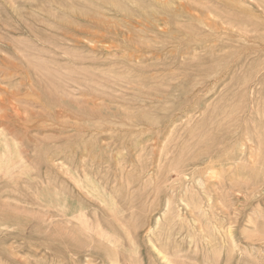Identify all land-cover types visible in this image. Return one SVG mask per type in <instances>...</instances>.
I'll list each match as a JSON object with an SVG mask.
<instances>
[{"label":"rangeland","instance_id":"374dc122","mask_svg":"<svg viewBox=\"0 0 264 264\" xmlns=\"http://www.w3.org/2000/svg\"><path fill=\"white\" fill-rule=\"evenodd\" d=\"M0 264H264V0H0Z\"/></svg>","mask_w":264,"mask_h":264},{"label":"bare ground","instance_id":"6f19581e","mask_svg":"<svg viewBox=\"0 0 264 264\" xmlns=\"http://www.w3.org/2000/svg\"><path fill=\"white\" fill-rule=\"evenodd\" d=\"M139 116H140V115H139ZM143 119H144V118H143ZM144 120H145V119H144ZM137 128H138V127H137ZM145 132H146V131H145ZM140 133H142L141 130H140ZM208 139H209V138H208ZM206 140H207V139H206ZM206 140H205V141H206ZM262 141H263V140H262ZM207 144H208V143H207ZM260 147H261V146H260ZM226 152H227V151H226ZM241 154H242V153H241ZM11 157H12V156H11ZM174 160H175V159H174ZM187 160H188V159H187ZM187 160H186V161H187ZM177 161H178V162L180 161V163H182V160H180V159H178ZM177 161H176V162L174 161L175 164L177 163ZM188 161H189V160H188ZM190 162H191V161H190ZM254 162H255V161H254ZM184 163H186V162H184ZM255 163H256V162H255ZM171 164H172V162H171ZM177 164H178V163H177ZM177 164H176V165H177ZM251 164H252V163H251ZM173 165H174V164H173ZM179 165H180V164H179ZM167 168H168V166H167ZM174 168H175V167H173L172 169L174 170ZM179 168H180V167H179ZM170 169H171V167H170ZM176 169H177V168H176ZM176 169H175V170H176ZM180 169H181V168H180ZM173 170H172V171H173ZM177 170H179V169H177ZM167 171H168V173H170L169 170H167ZM204 171H206V170H204ZM165 172H166V171H165ZM200 173H201V172H200ZM194 174H195V173H194ZM167 175H168V174H167ZM184 175H185V174H184ZM204 175H205V174H204ZM181 176H182V175H181ZM190 176H191V175H190ZM191 177H192V176H191ZM193 177H194V175H193ZM200 179H201V178H200ZM163 182H164V181H163ZM201 184H202V183H201ZM164 191H165V190H164ZM190 193H191V192H190ZM171 195H172V194H171ZM188 195H189V194H188ZM155 196H156V195H155ZM167 196H169V194H168ZM189 196H191V195H189ZM142 197H143V196H142ZM191 197H192V196H191ZM191 197H189V198H191ZM180 198H181V197H180ZM196 199H197V198H196ZM184 200H185V199H184ZM194 200H195V199H194ZM130 201H131V200H130ZM146 201H147V200H146ZM153 201H154V200H153ZM166 201H168V200H166ZM186 201H187V200H186ZM129 203H131V202H129ZM132 203H133V201H132ZM144 203H145V202H144ZM146 203H147V202H146ZM185 203H186V202H185ZM187 203H189V202H187ZM141 204H143V203L141 202ZM141 204H140V205H141ZM128 205H129V204H128ZM132 205L134 206V203H133ZM137 205H139V204H137ZM143 205H144V204H143ZM143 205H142V206H143ZM186 205H187V204H186ZM133 206L130 205V207H133ZM142 206H141V207H142ZM130 207H129V208H130ZM134 207H135V206H134ZM134 207H133V208H134ZM145 207H147V206H145ZM145 207H144V208H145ZM189 207H190V206H189ZM129 208L127 207V210H128ZM194 208L197 209V207H194ZM194 208H193V209H194ZM123 209H124V208H123ZM131 209H132V208H131ZM196 209H195V211H196ZM168 210H169V209H168ZM143 211H144V212H143ZM143 211H142V212L145 213L146 210H143ZM83 212H84V211H83ZM85 212H86V211H85ZM85 212H84V213H85ZM127 212H128V211H127ZM140 212H141V211H140ZM129 213H130V212H129ZM138 213H139V211H138ZM143 213H142V214H143ZM80 214H81V213H80ZM80 214H79V215H80ZM82 214H83V213H82ZM145 214H146V213H145ZM191 214H193V213H191ZM77 215H78V214H77ZM83 215H84V214H83ZM83 215H81V216H83ZM140 215H141V213H139V217H140ZM85 216H86V215H85ZM129 216H130V215H129ZM190 216H191V215H190ZM194 216H196V215H194ZM194 216H193V217H194ZM72 217H73V216H72ZM78 217H79V216H78ZM87 217H88V216H87ZM123 217H125V216H123ZM123 217H121V218H123ZM126 217L128 218L127 215H126ZM126 217H125V218H126ZM172 217H173V215H172ZM197 217H198V216H197ZM70 218H71V217H70ZM81 218H82V217H81ZM88 218H89V217H88ZM112 218H113V217H112ZM125 218H124V219H125ZM174 218H175V216H174ZM174 218H173V219H174ZM83 219L85 220V223H86V225H87V223H88L87 221H88V220L86 221L85 218H83ZM193 219H194V218H192V220H193ZM74 220H76V219L74 218ZM77 220H79V219L77 218ZM77 220H76V221H77ZM84 220H81V221H84ZM97 220H98V219H97ZM97 220H96V221H97ZM122 220H123V219H122ZM196 220H197V219H196ZM198 220H199V219H198ZM96 221H95V222H96ZM124 221H125V220H124ZM78 222H80V221H78ZM198 222H199V221H198ZM200 222H201V221H200ZM81 223L84 224L83 222H81ZM96 223H97V222H96ZM98 223H99V220H98ZM170 223H171V222H170ZM170 223H168V225H169ZM171 224H172V223H171ZM199 224H200V223H199ZM68 225H69V224H68ZM96 225H97V224H96ZM174 225H175V224H174ZM180 225H181V224H180ZM183 225H184V224H183ZM80 226H81V225H80ZM110 226H111V225H110ZM121 226H123V224H122ZM169 226H171V225H169ZM169 226H168V227H169ZM123 227H125V226H123ZM168 227H167V228H168ZM172 227H173V226H172ZM172 227H171V229H172ZM182 227H183V226H182ZM87 228H88V227H87ZM83 229H84V228H83ZM94 229H95V227H94ZM171 229H170V230H171ZM180 229H181V228H180ZM186 230H187V229H186ZM91 232H92V231H91ZM187 232H188V231H187ZM188 233H189V232H188ZM85 234H86V233H85ZM93 234H94V232H93ZM98 236H99V235H98ZM131 237H132V236H131ZM132 238H133V237H132ZM88 240H89V238H88ZM90 240H91V239H90Z\"/></svg>","mask_w":264,"mask_h":264}]
</instances>
